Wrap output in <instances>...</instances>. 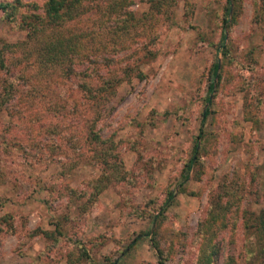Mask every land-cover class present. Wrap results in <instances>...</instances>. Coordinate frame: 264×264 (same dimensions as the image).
I'll return each mask as SVG.
<instances>
[{
  "label": "rangeland",
  "instance_id": "374dc122",
  "mask_svg": "<svg viewBox=\"0 0 264 264\" xmlns=\"http://www.w3.org/2000/svg\"><path fill=\"white\" fill-rule=\"evenodd\" d=\"M42 3L22 0L21 13ZM225 6L226 0H137L107 26L100 20L107 4L95 0L57 30L81 38L89 55L76 61L68 80L59 79L58 90L53 73L23 99L20 112L0 117V131L12 125L2 135L8 148L0 141V218L9 215L13 228L7 232L0 223V264H106L108 258L160 264L153 244L163 264H196L197 226L219 199L232 205L215 264H264V234L246 229L243 217V211L264 216V0L237 1L236 22L225 30L226 57L219 47ZM12 25L0 20V47L25 39L26 31ZM86 74L94 86L120 81L98 117L79 89ZM55 102L64 109L50 110ZM208 107L200 165L184 172ZM29 120L41 131L34 138L39 160L16 132L33 125ZM87 121L100 143L88 138ZM112 144L124 178L89 204V184L102 173L93 156ZM169 190L172 206L156 220Z\"/></svg>",
  "mask_w": 264,
  "mask_h": 264
},
{
  "label": "trees",
  "instance_id": "16d2710c",
  "mask_svg": "<svg viewBox=\"0 0 264 264\" xmlns=\"http://www.w3.org/2000/svg\"><path fill=\"white\" fill-rule=\"evenodd\" d=\"M92 1L95 0H43L41 7L35 4H29L28 6L32 9V12L24 15L21 13V7L23 5L22 0H0V20L11 26L14 24L15 27L26 31L24 40L15 43H3L0 47V117L5 114L9 117L10 114L16 110L20 112L22 110L23 99L26 97L30 98L31 95L36 92V89H38L35 85L45 81V79L53 73H56V76H58L55 81V83H57L56 90H58L59 79L66 78L68 80L75 74L73 67L76 61L79 60L80 63H82L85 58L87 59L89 52H84L87 48L83 46V42L80 40L81 38L74 35L66 39L63 35L59 34L57 30L65 25L66 22L75 20L87 13L86 10H82L83 4ZM103 1L107 4V8L104 12L100 13V20H102V23L107 21L106 25L111 26L114 17L122 13V8L130 6L137 0ZM237 1L238 0H226L225 16L222 19L223 32L219 46L221 47L220 49H222V55L224 57L227 56V46L223 45L226 38L225 30L227 28L229 29L231 24L236 22L235 8L237 7ZM119 26L118 29H120ZM99 27H102V25L99 24L98 28ZM219 70V63L215 62L212 66V75L213 78L216 77L218 80L220 79ZM79 76L80 73L77 75V78H79ZM88 78H90V75L86 74L85 80L83 82L80 80L79 83L81 84L79 89L85 93L86 99L89 101V110H93L95 113L94 115L98 117L100 105L105 101L104 98L113 93L114 87L119 84L120 81L108 79L102 82L101 85L94 86ZM213 90L214 83L212 81L207 88V96L205 97L206 103H211L209 96ZM50 105V110H56L54 113L64 109V106H61L57 102L51 103ZM209 111L208 107L205 108L202 113L203 118L200 121L196 141L192 148L191 156L184 166V172L188 173L191 169L199 167L200 165L201 152L199 149V140L203 134L201 126L205 122ZM78 116L81 117V114L79 113ZM29 121L30 123L33 122V125L29 128L22 124L18 125V130L16 132H19L22 138L25 136L24 140L26 142L30 141L32 147L37 149L32 157L39 160L41 156L37 157V155L41 153L42 149L40 146H35L37 142L34 138L36 135L39 136V132L41 131H39L40 128L36 121ZM86 127L90 141L100 143V137L94 131L95 125L90 126L87 121ZM11 128V122L7 121L3 131H0L1 145H5V149L8 148V146L6 147V143L4 142L5 139L2 135L7 134ZM30 144L28 147H30ZM1 155L6 156L4 149L1 151ZM93 157L99 162V165L102 166V173L89 184L90 194L87 200L89 204H94L97 197L112 182L124 178L121 170L122 163L119 158V151L115 145H109L105 152L99 155L96 154V156ZM69 169L70 166L68 167V170ZM183 179L184 181L187 180L188 174H185ZM2 183H4V181L0 172V185ZM174 194V190L167 191L164 202L157 209L159 213L156 220L161 218L167 209L172 206L175 199ZM2 203L0 198V207ZM231 205L230 200L223 202L219 199L210 202L206 218L199 222L197 226V233L201 242L198 248L196 264H215L217 261L220 250L218 237L223 231L227 230L230 225V217L228 215L231 213ZM243 212L245 228H255L254 233L258 235H260V233L264 234V216L261 214L259 217L254 218V215L248 214L246 211ZM252 221L253 223L251 224ZM0 223L7 226V232H12L13 228L9 215L2 216L0 218ZM1 231L0 229V232ZM132 245L133 244H130L127 249H130ZM153 247L157 251L158 258L161 261L160 264H163L166 260L162 256V251L159 249L158 245L153 244ZM83 256L86 259L89 258L88 250L83 249ZM106 261V264L117 263V259L112 260L108 258Z\"/></svg>",
  "mask_w": 264,
  "mask_h": 264
}]
</instances>
